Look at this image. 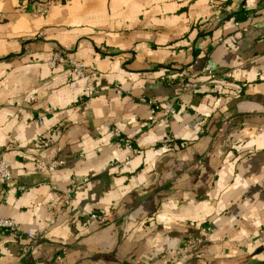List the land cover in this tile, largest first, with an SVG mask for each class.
I'll list each match as a JSON object with an SVG mask.
<instances>
[{
  "label": "crops",
  "instance_id": "crops-1",
  "mask_svg": "<svg viewBox=\"0 0 264 264\" xmlns=\"http://www.w3.org/2000/svg\"><path fill=\"white\" fill-rule=\"evenodd\" d=\"M62 51L96 68L89 102L49 68ZM206 66L236 76L208 83ZM0 160V219L42 237L0 231V264H264V0H0Z\"/></svg>",
  "mask_w": 264,
  "mask_h": 264
},
{
  "label": "built area",
  "instance_id": "built-area-1",
  "mask_svg": "<svg viewBox=\"0 0 264 264\" xmlns=\"http://www.w3.org/2000/svg\"><path fill=\"white\" fill-rule=\"evenodd\" d=\"M50 7H51L50 2L42 4L41 6H39L36 9L34 15L35 16L47 15V13L50 10ZM246 21L250 22V18L248 17L246 19ZM62 53H63V51L62 52H56L52 55L51 60L48 64L49 68L56 69L57 67H59L62 64L67 65L69 72L71 73V76L74 79L82 80V81L86 82L85 100L89 102L90 100H92L93 98H95L99 94V91L95 90L92 86V82L97 77L96 68L86 67L82 63L74 62L71 60H66ZM200 75H201L200 77L205 79L208 83L217 82L219 80L229 82V81H232L233 78L236 76V72L230 71V72H225L222 74H217L216 72H214L211 69L210 66H206L202 70ZM180 81L182 84V91L184 93H195L199 89V86H200L199 83H197L195 80L188 79L184 75L181 77ZM141 102L146 103L145 100H141ZM151 106H153L152 107L153 112L162 111L165 118H167V119L174 117L176 114L174 108H172V106H170V105H167V106L161 105L160 106L157 104H153ZM39 124H42V123L39 122ZM114 136L116 139H118V141L128 151L132 150V143L130 142V140L123 139L121 134L118 131H114ZM52 143L53 142H52L51 138H48V139L39 138L36 140V144L38 146L45 147V148L50 147L52 145ZM167 147H170V145H167ZM129 164H130V160L126 159L121 166L122 167H128ZM61 165H62L61 162L57 161V160L48 161V162L38 161L35 163V170L38 173L50 175V174L55 173ZM12 181H13V174H12L11 169L9 168V166L5 162L0 160V199H2V197L4 196L6 188L12 184ZM86 183H87V181L85 180L82 184V187H84V185ZM76 189H77L76 186H72L70 193L68 195H64L62 197V203L64 204V206L68 205L69 200H70V194H73L74 191H76ZM107 220H108V217H107L106 213L103 211H100L97 213L90 214L89 218L87 220V223L98 222L99 224L102 225V224H105ZM0 231L6 233L10 238L15 239V240L20 239V238H24L28 242H35V241L42 239V237L39 234L32 233V232H23L21 227L15 221L8 220V219H0ZM208 234H209L208 229L202 230L203 238L208 236ZM258 239L262 243L264 242V225L258 233ZM201 243H202L201 238L197 239L196 241H188L184 245L183 249L185 251H190V250L192 251L196 246L200 245ZM27 251H28V249H26V248L23 249L24 254L27 253ZM58 260L60 261L61 258H58Z\"/></svg>",
  "mask_w": 264,
  "mask_h": 264
}]
</instances>
